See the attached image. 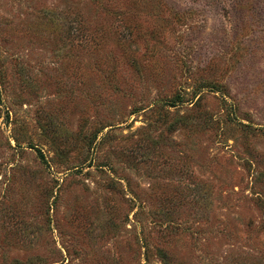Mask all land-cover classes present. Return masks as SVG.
Listing matches in <instances>:
<instances>
[{
    "label": "rangeland",
    "instance_id": "1",
    "mask_svg": "<svg viewBox=\"0 0 264 264\" xmlns=\"http://www.w3.org/2000/svg\"><path fill=\"white\" fill-rule=\"evenodd\" d=\"M0 264H264V0H0Z\"/></svg>",
    "mask_w": 264,
    "mask_h": 264
}]
</instances>
